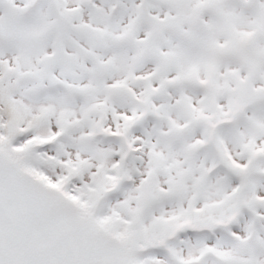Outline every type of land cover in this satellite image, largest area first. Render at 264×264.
Wrapping results in <instances>:
<instances>
[{
  "label": "snow or ice",
  "instance_id": "1",
  "mask_svg": "<svg viewBox=\"0 0 264 264\" xmlns=\"http://www.w3.org/2000/svg\"><path fill=\"white\" fill-rule=\"evenodd\" d=\"M0 264H264V0H0Z\"/></svg>",
  "mask_w": 264,
  "mask_h": 264
}]
</instances>
